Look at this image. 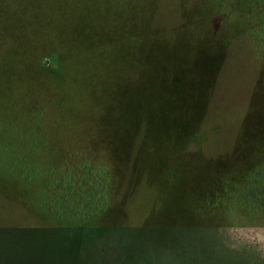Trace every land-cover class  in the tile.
Wrapping results in <instances>:
<instances>
[{
  "label": "rangeland",
  "instance_id": "374dc122",
  "mask_svg": "<svg viewBox=\"0 0 264 264\" xmlns=\"http://www.w3.org/2000/svg\"><path fill=\"white\" fill-rule=\"evenodd\" d=\"M263 36L264 0H0V264H264ZM29 148L72 195L108 169L105 229L41 211Z\"/></svg>",
  "mask_w": 264,
  "mask_h": 264
},
{
  "label": "trees",
  "instance_id": "16d2710c",
  "mask_svg": "<svg viewBox=\"0 0 264 264\" xmlns=\"http://www.w3.org/2000/svg\"><path fill=\"white\" fill-rule=\"evenodd\" d=\"M229 64L239 67L232 63ZM29 149L22 150V152L20 151L19 153L17 152L13 161L11 158L10 159L12 161V166L15 169L14 173H17L15 176L21 178L25 187L29 185L28 188L34 187L38 189L36 191L39 194L38 197L43 198L39 201L41 211H45L46 214L57 223L62 222V225H58L57 227L74 231V233L105 229L106 226H99L94 222L97 220L96 217L100 214L98 206L100 204L102 205L103 202L107 203V199H109L108 195L111 193L108 169H105L104 171V169L99 167L96 168L90 166V162L84 163L81 168H83V170H88L90 178L85 185H83V183L78 184L77 195H72V193L69 192L74 186L73 182L75 176L70 169L62 171L58 168H56L57 171L54 170L55 167L42 169V167L34 161L33 155L35 151L31 148ZM44 173L49 175V180H47V183L42 186L43 183H36V180L41 178V175L43 176ZM251 177L255 180V183L251 180L245 189L242 190V194H239V196L244 197L242 200V207H244L246 211L251 210L255 217L254 220H257L256 216H260L264 219V165L255 167L252 171ZM87 187L90 188L87 189ZM84 192L87 194H84ZM79 198L80 201L86 203V206L83 202H76ZM88 208L91 211H85ZM140 227H132L129 229L134 231L138 229L142 230V227L145 226ZM19 255L21 256L20 253H9L8 257L19 259ZM26 255L24 254V257L22 258H27Z\"/></svg>",
  "mask_w": 264,
  "mask_h": 264
}]
</instances>
